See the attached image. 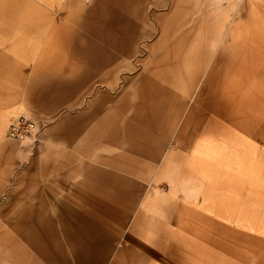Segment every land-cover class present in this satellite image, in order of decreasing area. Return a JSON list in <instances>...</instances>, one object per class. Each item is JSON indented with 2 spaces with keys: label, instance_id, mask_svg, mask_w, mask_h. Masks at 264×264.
<instances>
[{
  "label": "crops",
  "instance_id": "0c3cea01",
  "mask_svg": "<svg viewBox=\"0 0 264 264\" xmlns=\"http://www.w3.org/2000/svg\"><path fill=\"white\" fill-rule=\"evenodd\" d=\"M122 2L126 4V11L122 10L121 19L129 23L135 12L128 11L129 0ZM137 2L144 3V0ZM145 2L148 4L150 0ZM154 2L157 7L160 6L158 0ZM139 17L146 19L143 15ZM96 19L98 22L101 21L97 16ZM88 20L92 21L93 18ZM59 22V25L65 23L61 20ZM17 25L21 23L16 22L8 27L10 30H7L8 28L0 24V34L4 36L7 35L6 33L9 34ZM175 26L176 24H172L170 27L172 30H159V33H175L177 32L173 29ZM140 33H146V29L143 32L141 29L129 30V27H125L118 32V35H122L124 41L127 39L125 45L128 46L131 34ZM90 34L91 32L87 31L84 38L78 35L79 40H64L66 49L76 52L74 55L78 54L80 57V60L78 58L76 60L77 74L74 79L76 83L70 84L67 55L63 58V53L58 52L59 49L52 50L50 48L53 44L52 39L47 38L33 68V78L27 88L26 98L23 102L11 106H17L22 111L26 110L25 115L36 117L41 123L42 128L38 132L39 141H42L45 135L53 138L52 143L44 147V162L48 152H52L55 156L58 154L55 151H58L61 156L58 154L57 157L62 160L67 157L65 153L68 157L70 154L73 162L71 169L74 167L78 172H75L77 176L60 177L53 171L54 177L37 187L35 191L32 192L34 185L25 186L15 194L11 170L4 165V162L9 164L10 155H7L6 159L3 155L1 158L0 155V205H3L0 219L5 221V228L0 234V243L3 245V248L0 245V264H41V261L42 264L51 261L56 264H142L143 260L138 254L131 251L134 248L130 241L133 240L134 235H147L149 240L154 234L162 238L163 233L166 234L169 228L162 219L155 220L152 216L143 213L144 211H139L131 218L130 229L122 233L124 221L132 215L130 204L135 202L132 190L138 188L137 181L144 178H176V176L188 177L196 174L195 168L199 166L195 161L194 152L190 151L192 147L201 144L203 138L217 139L225 136L227 130L234 129L233 124H239L240 131L231 130L229 133L232 136L237 131L238 135L250 138V130L256 125L258 138H262L264 95H262L263 79L259 77L262 73H252V70L243 68H229L228 63L239 59L243 54V50L237 47L236 58H230V54L222 50L217 53L214 65L206 71L202 82L198 84L195 81L197 65L209 57L206 49L208 46L201 43L203 39L200 40L199 45H190L192 40H181L180 35H177L179 40H176L178 43L175 49L178 51L174 54L173 63L181 66L186 63L184 72L166 73L164 79L157 82L151 76L142 79L138 77L140 80L132 81V86H129L126 93L106 95L109 97L107 100H102V93L97 94L91 102L99 99L102 102L91 113V117L88 115L91 102L78 111H72L70 107L69 110H65L64 107L72 102L68 95L72 86L81 89L88 84L92 87L110 85L117 81L116 76L110 81L101 77L108 71V67L93 74V68L86 64L80 46L85 43L84 40L93 39ZM96 36L99 39V35ZM101 36L114 37V30L108 28V31ZM87 41L86 44L92 46L100 43L95 41L87 43ZM104 41L103 51L108 54L116 53L113 42L110 39ZM239 43L244 44L243 40H240L235 46ZM224 46L221 47L225 49ZM4 58V52L0 51V61ZM191 66L196 67L194 72ZM87 70L91 73L86 74ZM220 70L223 75L235 76L238 80L237 84L231 87L228 83L220 85V81L214 77L216 73L221 72ZM116 75L118 76V72ZM91 76L94 77L89 81ZM86 94L87 89H84L79 94V100L83 101ZM233 98L235 103L238 102L234 111ZM206 110L209 114L205 112ZM56 114L60 116V121L54 127L48 128V133L45 132L48 124L45 121L49 122ZM179 120L181 122L178 126ZM177 126L178 128H175ZM207 130V133L202 134ZM63 133L69 138H65ZM64 141L66 143L64 146L59 143ZM246 143L250 152L254 155L260 153L261 158H264L262 143L259 142V147H256V143H249L248 139ZM212 165L216 175L222 176L231 172L225 164ZM204 168L206 166L201 167L202 170ZM211 182L219 184L220 181ZM158 200L161 201L163 198ZM158 200L149 194L144 206L154 205ZM174 203L178 206L181 204L178 199H175ZM69 216L65 224L71 227L77 236L82 237L84 232H89L97 238L82 237L75 241L67 238L63 228L65 226L63 218ZM145 217L149 219L143 222ZM50 218L49 228L55 231H51V235L48 236L46 226ZM207 223L216 227L211 228L205 224V228L197 231L199 236H202L208 244L211 242L217 249L225 251L227 249L233 254L231 244L235 238L230 237V240H227L229 245L224 246L226 239L221 232L222 227L219 226L218 229L214 219ZM228 228V231L235 233V229L231 226ZM34 232L43 233V236L38 237L37 242L31 240ZM17 235L20 236L18 241ZM171 247L172 256L178 259L179 263L189 264L190 261L188 260L187 263V258L182 254V251H186L187 244L176 243ZM233 251L240 253L238 248ZM51 258L53 260H50Z\"/></svg>",
  "mask_w": 264,
  "mask_h": 264
},
{
  "label": "rangeland",
  "instance_id": "374dc122",
  "mask_svg": "<svg viewBox=\"0 0 264 264\" xmlns=\"http://www.w3.org/2000/svg\"><path fill=\"white\" fill-rule=\"evenodd\" d=\"M81 1L90 5L89 10H91L93 0ZM100 1L102 0H98V2ZM154 1L150 0L148 4L145 0L144 3H138L137 0H129L128 2V11L135 12L133 18L130 19L131 26L129 30L138 29V21L141 19L139 16L143 15L146 18L144 29H142L143 32L146 29V33H142L141 37L131 34L132 37H139L135 42L137 43L136 49L139 51L131 57L133 62L128 63L129 66L133 67L120 69L118 71L119 77L116 75L115 80L117 81L114 80V84L94 85L92 87L88 84L81 89L72 86L70 94H68L72 102L64 107L65 110L72 108V111H78L79 108L88 105L95 95L100 93L103 94L102 100L109 99V97H106V95L110 96L109 94L120 95L126 93L129 86H132V81H136L141 72L146 70L156 82L163 80L167 71L173 65L174 54L178 51V49H175L178 43L176 40H179L177 35L182 37L181 40H192L190 45H199L200 40L203 39L204 42L201 43L208 46L206 49L209 57L203 59V62L197 65V70L196 67L194 68L195 65L191 66L192 71L194 72L195 69L197 72L195 81L198 84L202 82L206 71L214 65L213 62L217 53L222 50L229 53L230 58H236L237 47L243 50V54H241L243 56L240 55L239 59L230 61L228 63L229 68H243L252 70V73L261 72L262 76L259 77L264 79V71L261 69L264 68V56L261 57L259 52L256 51V47L262 45L264 40L262 41V39L253 36V30H251L253 26H258L257 28L264 35V0H158L160 2L158 7ZM111 3V7L115 9L121 19L122 10L126 11V4L122 5L117 0H112ZM75 5L74 3L71 4L69 0V6L66 7L65 5L67 8L66 16H59V13L49 9L48 16L45 14L46 17L36 18L33 21L29 19L28 23L15 26L9 34L0 35L4 36L0 38V51L5 54V58L0 61V155L1 158L3 155L4 159L7 155H10L9 164L4 162V165H7L11 170L15 194L25 186L34 185L32 192L35 191L37 187L44 185L54 177L53 171L54 174H59L60 177L74 176L75 172H78L74 167L71 169L73 162L70 156L62 160L57 157L58 154L61 156L58 151H55L58 153L55 156L52 152H48L44 162V147L53 141V138L49 135L48 137L47 135L43 136V140L39 141V133L32 138H15L7 133L10 123L16 116L27 114L26 110L22 111L17 106H11L23 102V99L26 98L27 88L31 78H33V68L40 55L39 52L48 38V33L56 25V19H53V16H58L57 21L61 20L65 23L57 27L59 33L54 36L56 41L50 45V48L55 51L59 49L58 52L63 53V58L67 55L66 64L69 68L70 84L76 83L74 80L77 74L76 60L77 58L80 60V57L78 54L77 56L74 55L76 52L66 49L64 40H77L81 31L87 32V30H83L84 25L81 21L78 22L71 16ZM145 5H147L146 10ZM143 11L145 12L143 13ZM155 15L161 18H155ZM92 18L95 20L96 15L90 17V19ZM93 22L92 25L97 24V21ZM172 24H176L173 29L177 32L159 33V30L169 31ZM91 35L93 39L89 38L88 41L86 40L87 43L93 41L100 42L102 45L105 43L104 39L97 38L94 31L89 36ZM118 36V44L124 45L123 36ZM7 37L9 38L7 39ZM206 39H209V41ZM240 40H243L244 44L239 43L238 46H235ZM222 45H225V49L221 47ZM157 67L159 72L156 73L154 68ZM182 67L185 68L183 64ZM220 73H216L214 76L220 81V85L221 83L222 85L228 83L231 87L237 84L238 80L235 76L223 75L222 71ZM93 77L91 76L89 81ZM89 81L87 80V82ZM137 81L139 80L137 79ZM84 89H87V94L86 98L81 101L79 100V94ZM194 93H197V91H194ZM234 101L233 98V111L238 105V102L235 103ZM101 102V99L91 102L88 111L89 117ZM58 114L52 116L49 122L45 121L46 124L48 123L45 132L60 121ZM178 126L175 128H178ZM188 128L187 130H189ZM233 128L240 131L239 124H233ZM231 130H227L225 136L217 137V139L203 138L201 144L192 147L190 151L194 152L195 161L199 166L195 168V171L192 170L196 174L188 177L176 176V178H144L137 181L138 188L132 190L135 200L130 204L132 215L124 221L122 233L130 229L131 218L139 211H144L143 213L152 216L155 220L162 219L169 228L166 234L163 233L162 238L154 234V237L149 240L147 235H134L133 240L130 241L134 248L131 251L138 254L143 260L142 264H183L172 256L171 245L173 246L176 243L187 244L186 251H182V254L187 258V263L188 260H191L192 263L197 260V264H209L208 262L210 264H257L259 259L264 261V158H261L260 153L254 155L250 152L249 145L246 143L248 139L249 143H256V147H259V142L264 146V132L262 138L259 139L256 125H254V129L250 130V138L238 135L237 131H235L236 135L232 136L229 133ZM207 132L208 130L203 131L202 134ZM65 135L63 133L65 138H69ZM59 143L63 146L66 145L65 141ZM63 146L59 147L64 149ZM51 155L53 158H51ZM54 158L57 160H54ZM240 158L244 159L241 160ZM215 163L228 166V170H231L230 174L216 175L217 173L212 168V164ZM202 166H206V168L202 170ZM213 180L220 182L219 184H213L211 182ZM124 192L128 193L127 191ZM124 192L122 191V193ZM149 194L157 200L158 198H163V200H158V203L155 202L154 205L144 206ZM175 199L181 202L179 206L174 203ZM2 207L3 205H0V212ZM0 218H2L1 213ZM148 219L145 217L143 222ZM212 219L217 222L218 229L219 226L222 227L221 232L226 240H230V237H237L238 249L241 254L251 256L249 262L244 255L238 256L231 254L227 249L226 251L217 249L211 242L208 244L206 240L202 239V236H199L197 231L205 228V224L211 228L216 227V225L213 226L211 223H207ZM4 224L5 221L0 219V234L5 228ZM229 226L235 229V233L228 231ZM215 230L216 228H214ZM50 231L54 232L55 230ZM245 236L248 238L241 239ZM19 239L20 236L17 235L16 240ZM191 247H194V249ZM1 248H3V245H1Z\"/></svg>",
  "mask_w": 264,
  "mask_h": 264
},
{
  "label": "bare ground",
  "instance_id": "6f19581e",
  "mask_svg": "<svg viewBox=\"0 0 264 264\" xmlns=\"http://www.w3.org/2000/svg\"><path fill=\"white\" fill-rule=\"evenodd\" d=\"M70 2H71V4L72 3L76 4L75 9L72 11L71 16H73V18H75L78 22H80V21L82 22V24L84 25L83 30L86 29L89 32L94 31L95 33H97L95 35H99V39H106V40L110 39L111 42H113L112 44L115 45V48H116V53H109L108 54V53H105V51H103L101 43H99L98 45L94 44L92 46V45L86 44V41L84 40L85 43H83L82 46H80V48L82 47V50L84 52V58L86 60V64L88 65V67L93 68V70H94L93 74L95 71L96 72L101 71V70L103 71L106 67H108V69H107L108 71L106 73H104L103 75H101V77L106 78L110 81V79H113L116 76L117 72L120 69H122L123 67H129L130 68L131 66H129L128 63L133 62V60H131V57L139 51L138 49H136L137 43H135V42H136L137 38L142 36V33L135 35V36H139V37H132V35H131V38L128 40V46H126L125 44L119 45L118 44V41H119L118 32H121L125 27H130L131 22L129 21V23H128V21H126V20L124 22H122L123 20L121 21L119 15L115 12V9L113 7H111L112 0H102L100 2H98V0H93L92 5H91L92 6L91 10H89L90 5L84 4V2H82L81 0H70ZM117 2L121 3L122 5L124 4L122 2V0H117ZM65 5H66V7L69 6V0H0V24H2L7 29L8 27H11L12 25H14V23H16V22L26 23V22H28V19H36L37 17L40 19V18L46 17V16H44L45 14L48 16L49 9H53L54 12L59 13V16L60 15L66 16L67 15V8L65 7ZM24 7H26L25 11H24ZM62 7L63 8L65 7V8L63 9ZM94 15L99 17L101 19V21L98 22L97 19L92 20V21L88 20V18H90ZM53 17H54L53 19H56V25H55L54 29H52L47 35L48 39H52L51 40L52 43H54V41H56V39L53 36H54L55 32L59 33V30L57 27H59V23H60L59 21H57L58 16H56V17L53 16ZM142 18L143 17H141V19L138 21V30L144 29V20L145 19L144 18L142 19ZM93 21H97V24L92 25L94 23ZM103 22H104L105 27L103 26ZM133 24H135V23H133ZM90 25H92L91 29H89ZM257 27L253 26V28L251 29V30H253V36H255L257 39L258 38L262 39V41H263L264 35L262 34L261 31H259V28H257ZM108 28H109V30H114L115 36L114 37L110 36L109 38H102L101 34L108 31ZM7 30H10V29L8 28ZM86 33L87 32L81 31L80 35L83 36V38H84ZM126 40L127 39H125V41ZM125 43H127V42H125ZM261 47H263V48H261ZM80 48H79V51H80ZM256 51L259 52V55H261V57H263L264 56V43H262V45L256 47ZM183 65L185 67L187 66L186 63H183ZM180 69H182V70H180ZM261 69L264 71V68H261ZM88 70L86 71V74L90 73ZM146 71L141 72V74L138 77H140V79H142V78H145L147 76H150L148 74V72H146ZM154 71H156V73L159 72L158 67L154 68ZM175 71L176 72H184L185 68L183 69V67L181 65H179L178 63H173V65L167 71V74H173V72H175ZM161 74H163V73H161ZM140 79H138V80H140ZM262 95H264V79L262 82ZM134 104H135V102H134ZM263 127H264V124H263ZM233 134H234V136L236 135L235 132ZM64 155H66L68 157V155L66 153ZM69 156H70V154H69ZM236 156H238V155H236ZM242 159H244V158H242ZM241 162H243V161H241ZM51 218L47 220L46 228L48 231L52 230V228H49L50 224H51ZM69 218H70V216L63 218L64 224H65L66 219L68 220ZM63 228H64L65 235L67 236V238H70V240H72V241H75L76 239L79 240L82 237L83 238H94V239L97 238L93 234H89V232H84V235L82 237H79L75 234V232L71 229V227L67 226L66 224H65V226H63ZM50 235H51V231L48 233V236H50ZM40 236H43V233L34 232V234L31 235L32 242L39 241L38 237H40ZM245 238H248V237L245 236V237H242L241 239H245ZM237 240H238L237 237H235V241H233L231 244L232 253L234 255H238V256L244 255L245 259L249 262L251 260V256L241 254L240 251H239L240 252L239 254H237L236 252L233 251V250L238 248L239 242ZM48 241H50V240L48 239ZM226 245H229L227 240H226V242H224V246H226ZM221 246H222V244H221ZM192 249H194V247H192ZM50 260H53V258H51ZM189 261H190L189 264H197L198 263L197 260H194L193 263L191 262V260H189ZM40 263L42 264V261ZM208 263L210 264V262H208ZM44 264H56V263L51 261L50 263L44 262ZM257 264H264V261L262 259H259Z\"/></svg>",
  "mask_w": 264,
  "mask_h": 264
},
{
  "label": "built area",
  "instance_id": "2783aa9c",
  "mask_svg": "<svg viewBox=\"0 0 264 264\" xmlns=\"http://www.w3.org/2000/svg\"><path fill=\"white\" fill-rule=\"evenodd\" d=\"M40 127L41 123L35 117L18 115L10 123L7 133L15 138H32L38 134Z\"/></svg>",
  "mask_w": 264,
  "mask_h": 264
}]
</instances>
